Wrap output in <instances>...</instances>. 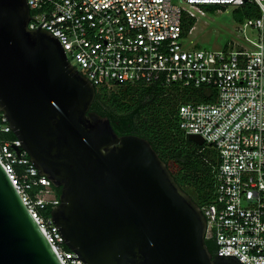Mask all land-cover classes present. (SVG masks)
Wrapping results in <instances>:
<instances>
[{"label": "water", "instance_id": "95a60500", "mask_svg": "<svg viewBox=\"0 0 264 264\" xmlns=\"http://www.w3.org/2000/svg\"><path fill=\"white\" fill-rule=\"evenodd\" d=\"M30 18L28 0H0V111L21 142L10 144L19 159L26 151L39 175L61 189L50 218L76 255L69 259L244 264L235 255L213 256L199 205L147 139L118 135L90 109L95 86L43 23L28 28ZM188 138L204 144L199 135ZM0 264H64L1 161Z\"/></svg>", "mask_w": 264, "mask_h": 264}, {"label": "built area", "instance_id": "2783aa9c", "mask_svg": "<svg viewBox=\"0 0 264 264\" xmlns=\"http://www.w3.org/2000/svg\"><path fill=\"white\" fill-rule=\"evenodd\" d=\"M178 1L28 0L27 26L43 23L40 28L58 38L68 61L94 86L159 82L209 91L212 101L181 103L177 110L181 130L201 136L218 158L214 201L200 207L205 240L213 241L215 255L264 264V0ZM246 1L260 10L259 17L240 26L243 33L258 32L257 40L245 38L251 49L184 48L183 19L204 15L201 4L238 7ZM59 12L63 15L55 17ZM10 132L0 111V133ZM11 143L21 145L17 138L0 141V161L12 183L62 262L82 264L69 259L76 255L64 249L51 218L38 213L59 204L50 181L39 175L26 151L19 159ZM36 186L43 188L31 195Z\"/></svg>", "mask_w": 264, "mask_h": 264}, {"label": "trees", "instance_id": "16d2710c", "mask_svg": "<svg viewBox=\"0 0 264 264\" xmlns=\"http://www.w3.org/2000/svg\"><path fill=\"white\" fill-rule=\"evenodd\" d=\"M205 12L225 11L227 6L201 4ZM260 16L258 7L246 1L232 11L237 22ZM196 19L184 17L183 36L186 37L194 27ZM96 95L91 110L107 116L118 135H138L147 139L161 159L167 164L179 186L202 207L214 201V166L217 155L213 147L204 143L199 145L190 140L179 127L177 110L185 102H210L208 90L181 86L164 85L159 82L150 84H121L95 86ZM10 133H0V141L14 140ZM18 175L22 177L21 170ZM42 186L29 189L34 195ZM59 198L60 188L51 184ZM52 205L38 208V213L45 219L50 217ZM210 252L215 255V244L205 240ZM64 249H69L64 245Z\"/></svg>", "mask_w": 264, "mask_h": 264}, {"label": "rangeland", "instance_id": "374dc122", "mask_svg": "<svg viewBox=\"0 0 264 264\" xmlns=\"http://www.w3.org/2000/svg\"><path fill=\"white\" fill-rule=\"evenodd\" d=\"M174 2L180 4L178 0ZM235 8L228 5L225 11L209 13L203 10L204 15L197 14L193 29L182 40L184 48L220 50L227 46H244L251 49V45L245 38L257 40L258 32L253 28H247L244 33L240 31L242 22H237L232 17V11Z\"/></svg>", "mask_w": 264, "mask_h": 264}]
</instances>
